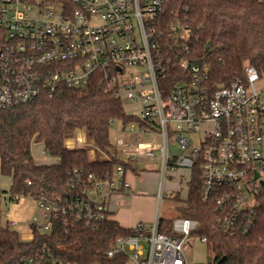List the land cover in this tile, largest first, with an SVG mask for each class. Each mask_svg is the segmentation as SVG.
Here are the masks:
<instances>
[{"label":"built area","instance_id":"built-area-1","mask_svg":"<svg viewBox=\"0 0 264 264\" xmlns=\"http://www.w3.org/2000/svg\"><path fill=\"white\" fill-rule=\"evenodd\" d=\"M67 1L0 0V110L86 88L101 74L107 91L141 114L131 129L134 137L115 141L113 151L134 164L141 157L159 162L157 199L169 170L188 168L191 180L198 167L202 199L214 205L219 228L232 236L252 235L264 195V77L248 65L243 78L214 85L208 64L192 53L189 26L158 21L165 0ZM172 133L182 152L191 147L184 134L199 135L200 145L175 157ZM155 136L157 144L142 142ZM125 176L116 167L106 182L92 175L86 181L74 171L83 188L64 199L37 201L42 219L33 217L30 227L51 233L60 217L99 225L110 218L107 198L130 188ZM8 196L1 199L7 207ZM6 216L15 227L10 211ZM160 224L159 212L151 225L136 224L130 228L135 235L118 238L108 258L124 256V264H192L184 247L194 238L207 243L193 236L199 222L172 220V236L161 233ZM19 264L64 263L44 250Z\"/></svg>","mask_w":264,"mask_h":264},{"label":"trees","instance_id":"trees-1","mask_svg":"<svg viewBox=\"0 0 264 264\" xmlns=\"http://www.w3.org/2000/svg\"><path fill=\"white\" fill-rule=\"evenodd\" d=\"M158 21L167 27L180 21L189 26L192 53L208 64L214 85L243 78L248 65L264 77V0H165ZM106 88L99 74L86 88L67 89L51 99L0 110V177L10 180L7 194L11 203L25 198L53 202L76 194L85 184H76L74 171L81 172L86 181L92 175L100 182L112 179L116 167L138 174L133 162L114 153L110 134L115 122L124 129L139 121ZM79 130L86 132L88 141L106 160L91 158L86 148H68L67 141ZM34 143H41L58 163L37 164L31 152ZM200 184L196 167L178 211L181 218L199 222L193 236L207 239L213 254L209 264H264V195L254 233L232 236L219 228L215 207L202 199ZM1 213L0 198V264H19L44 250L64 264H124V256L111 259L107 252L118 238L135 235L112 218L89 226L60 217L48 234L31 225L32 240L24 242L3 223ZM159 231L172 236V221L161 219Z\"/></svg>","mask_w":264,"mask_h":264},{"label":"rangeland","instance_id":"rangeland-1","mask_svg":"<svg viewBox=\"0 0 264 264\" xmlns=\"http://www.w3.org/2000/svg\"><path fill=\"white\" fill-rule=\"evenodd\" d=\"M130 103L123 100V106L128 115L140 118L141 114L138 111L131 109ZM137 126L136 123L129 124L126 128H122L119 122H115L112 126L110 139L111 144L117 140L129 142L135 134L131 133V129ZM191 142V147L182 152L177 144V135H170V152L175 157L190 155L194 149L200 145V136L197 134H184ZM75 142L81 148H86L89 151H93L91 158L98 161L106 160V157L100 155L98 150L88 141L87 134L84 130H79L75 133ZM157 136L149 139H144L142 142H154L159 143ZM92 149V150H91ZM32 155L39 164H56V160L49 156L41 143H34L31 147ZM91 153V152H90ZM119 159L125 160V156L118 155ZM138 170V174L134 175L135 178L132 180V188L136 193L137 188L139 190L148 193L149 195H156L159 191V171L160 164L158 161H152L150 159L141 157L138 163L134 164ZM176 174L171 170L168 172V178L166 179L164 189L162 190V199L158 200L155 205V211L159 212L160 218L166 221H172L180 218L178 207L184 204L188 192V181L190 180V169L178 167ZM10 187V182L6 177H0V198L3 200L7 197V190ZM162 189V188H161ZM133 191V194H135ZM157 196V195H156ZM177 200H176V199ZM139 208L144 211V215H151L152 203L148 201L139 202ZM10 211V221L16 222L17 226L11 227L15 231H18L20 239L24 242L32 240V230L30 224L33 217H36L39 221L41 218V210L38 207L36 200L31 198L21 199L18 203H12L9 207L2 203L3 217L2 221L4 224L7 223L8 217L6 213ZM144 218V216H142ZM19 225V226H18ZM184 252L187 259L192 264H209V260L213 258V254L209 251L208 246L203 244L198 238H194L190 245L184 247Z\"/></svg>","mask_w":264,"mask_h":264},{"label":"crops","instance_id":"crops-1","mask_svg":"<svg viewBox=\"0 0 264 264\" xmlns=\"http://www.w3.org/2000/svg\"><path fill=\"white\" fill-rule=\"evenodd\" d=\"M74 139H75V136L74 138H71L67 141L68 148H71V149L81 148V146L78 145L79 143L75 142ZM93 153L94 152L91 151L90 156H92ZM55 160L58 163V159H55ZM35 162L39 164L37 161ZM134 175L135 174H132L130 172L126 173L125 179L130 184V188L128 190L112 194L106 200L107 205L109 207L110 218L117 221L119 225L125 229L133 228L138 223H144L146 225H151L153 221L155 220L156 213H157L154 208L157 203V201L155 200V197L157 198L156 195L158 193L156 195H149L148 193H145L144 191L139 190V188L135 189L136 190V193H135V191L132 188V185H133L132 180L133 178H135ZM133 191L135 194H133ZM141 201H148L152 203L151 215L149 214L144 215V211H142L138 206L139 202ZM10 216H11V212H10ZM142 216H144V218H142Z\"/></svg>","mask_w":264,"mask_h":264},{"label":"water","instance_id":"water-1","mask_svg":"<svg viewBox=\"0 0 264 264\" xmlns=\"http://www.w3.org/2000/svg\"><path fill=\"white\" fill-rule=\"evenodd\" d=\"M256 178H257V176H256Z\"/></svg>","mask_w":264,"mask_h":264}]
</instances>
